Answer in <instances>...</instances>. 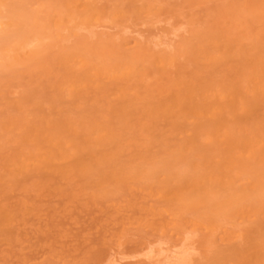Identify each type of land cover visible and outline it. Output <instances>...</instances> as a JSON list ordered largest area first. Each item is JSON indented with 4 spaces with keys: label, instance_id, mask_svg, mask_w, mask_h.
Segmentation results:
<instances>
[{
    "label": "bare ground",
    "instance_id": "1",
    "mask_svg": "<svg viewBox=\"0 0 264 264\" xmlns=\"http://www.w3.org/2000/svg\"><path fill=\"white\" fill-rule=\"evenodd\" d=\"M12 1H11V4L13 5L14 1L13 2ZM66 1L67 0H65V2ZM112 1L115 2L114 0ZM6 2L7 0H0V33L1 35H3L2 33L5 32L4 30L9 28L8 25L10 24L7 23L9 22V20H11V23L13 25L15 23L19 25V26H15L14 28L12 27L13 29H15L16 27H18L19 29V27H21V29L23 30L24 28L26 29L28 27V24L29 26H32L33 24H35L36 21L37 22L39 21L38 19L34 21L36 16H33V15H28V16H30V18L31 16H33L35 17L34 19L33 17L31 19L30 18L28 19H30V21L33 19L34 22H28L29 20L27 21V18H25L26 16L22 17V18H25V20L22 19L21 17H19V19L15 17L16 19L13 22L12 20L14 18L11 17V15L10 16L7 15L9 18H13V19L8 20L7 16L4 15L3 12L10 13L9 10L11 8L10 9L8 8V10L6 9V7L8 6ZM19 2H21V0H19ZM65 2H64V5H65ZM53 3H55V1H53ZM56 3L58 2L56 1ZM66 3H67L66 4V10H67L66 15L67 16L64 15L62 16V18L60 16L61 19L57 20V22L54 21L56 19L52 20L51 18H49L50 17L49 13L46 14V16H44L45 12L43 11L46 10L45 7L47 5H45V7L43 8L42 7L43 3H42L41 7L43 9H41V7L38 6L41 9V10H38L39 13L43 12L44 15H42L43 13H41V15L44 16L45 18L47 17L48 22H50L48 24H45L46 26L53 28V26L54 25L56 26V23H57V27L54 26V28H57V29L56 30L54 28L51 29L53 32L52 35H51V32L49 35L48 34L47 36L45 35L44 31L46 29L47 30L50 29L46 27L45 25L42 26L43 31L38 32V33L36 32L35 33L36 35L32 33L30 29V33H32V36L30 37H27L30 35L29 32L27 33V36L26 35L24 36L21 33L16 34V32L14 31L15 36L20 34L24 36V39H20V36H17L19 37V39L17 38L18 41H15V40L14 42L11 41L13 45H11L10 48H8L9 47L8 45V47H6L7 50L4 48L3 49L4 51L3 50L0 51V56L2 58L5 55L8 56L7 58L5 56V59L8 62L10 60L18 61L19 57H20V60L23 57L28 59L27 57L28 55H26V53L30 50L29 51L31 52L30 59L32 57L35 58L36 55L37 57L38 56L42 57L45 55L44 59H47V60H45L44 62L42 58V60L40 59L41 60L40 63L42 64V61H43L44 62L43 64H46L47 63L46 61L48 62L52 61L51 59L46 58V56L49 55V54L48 55L46 54L51 53V51L54 50L53 47L57 45L58 49L56 50H58V52L56 54V57L58 56L57 57L58 61L54 59L53 57H51L53 58L52 63L57 61L55 62L56 64L58 63L57 68L59 67L62 70L63 69L62 67H64L63 70L66 71V74L65 72H63V74L65 75H62V76H60V74L63 70L59 73V77H61V80H59L58 78V84L62 83L61 85L65 86V84L67 85L69 82L73 84H78L79 82H81V80L85 81L86 83L84 84L85 87H82V89L77 88L78 90H76V86H74L75 87L74 88L72 87L73 85L69 83L70 86L74 88L73 90H70V91L77 93L78 96L80 94L81 98L80 99L78 98V99L83 100L86 96V94H84L85 91H87L88 93L87 95H89V91L86 89L87 87L88 89L90 87V89L92 88V90H94L93 87L97 89L96 86L98 84L100 85L101 83L98 80L100 78L96 77L98 78L96 79L94 75L100 76L101 74L102 75L104 74L103 79L105 83L103 82L102 88L101 86H99L98 87L99 89H97L100 93L102 94L104 93V94L100 96L101 94L98 93L97 90L96 92L95 90L94 91L90 90L93 92V94L91 92V95L88 97L94 98V99L96 98L95 99L96 101L94 99L93 100L91 99V101H89L90 98L87 101L84 99V102L89 101V104H88L89 109L84 108L83 110L82 108V110H80L81 109L80 107L83 106L82 103L84 102L80 103L82 100L81 101H79L78 99L76 100L73 94L69 95L68 91L69 89H72V88H69V85H67L66 87L62 86V88L64 87L63 89H66V90H61L62 88H60L61 87L60 85L59 87L60 91L58 90V94H60L59 92H62V93L59 96L58 95L52 96L51 94H49V96L51 95L52 97H56L59 99L58 100L59 105L55 103L57 101L56 99L52 98L53 99L52 100L51 98L48 97V95H46L48 97V98L46 97V100L48 101L51 100V103L52 101H54L53 103L55 105L57 104V107L53 110L52 108L54 107L51 108L50 105L49 107L47 102L46 103L42 102L46 108L41 103V101L45 99L44 95L42 97V94H44L49 88H44L42 90L44 92L40 91V93L42 94H40L39 91L36 90L37 88H35V90L38 92L39 95L36 93V91L28 90L29 93L28 91L26 93H23V91L25 92V89L24 90L22 89L21 92L19 89V94L16 92L17 97L19 95V98H13L12 99L13 102L12 100L11 101L9 100V101L10 103H13L14 106L13 104L12 106L16 107L15 109H17V110L13 109V111L15 113L19 111L20 114H16L17 115L16 117V115L12 113L13 112L12 111L11 113L13 115L9 114L10 113L9 112L7 114L8 116H6L8 117L7 119L6 117L3 120L0 119L1 121L0 122V198H4L5 196H7L9 188H11L14 185V183L21 181L27 175L38 177L39 181L35 182L34 185H38L41 182L43 183L42 185H46L45 187L49 188V184L51 186L52 182H55L56 179H58L57 181L63 184L68 180L65 184L67 183L68 184L79 183L80 185L82 184V188L83 189L85 188L84 190L86 192L87 189L89 190L88 187H90L91 189L93 188L92 186H94L96 189L100 187L101 185L103 186L108 180L107 179L108 177L113 181V183L114 182L115 183L116 182L125 183V182H128V180L130 179L136 178L135 179L136 181L137 179H139L140 184H143V181H145L144 179H148L149 177L152 178L153 177L152 174L156 173L157 170L161 169L162 166H164L163 167L164 169L169 164L168 162L167 164H165L164 162L160 166L158 164V168L159 167L160 168L156 169L157 166L156 167L154 166L153 170L155 169L156 171L154 170L153 172L152 170L153 173L150 172L149 174L148 173V170H150L148 168L149 165H146L149 162L145 161V164L141 163L142 164L141 165L139 164L140 161L137 163L133 161L134 159L133 160L131 159L132 157L129 158L128 156V158L131 159L132 162L136 163V165L135 163H133L134 164L133 166L132 162L130 161L131 162L130 169H131V166L134 167L132 171L134 172L133 174L128 175L127 173V176L124 175L123 173L127 172V170H125L122 173L123 169L121 171V168L123 167L121 166L120 168V164L117 167L118 172H117V169H115V171H112V168L115 167L116 165L113 167L111 166V168L109 167V169H111L110 173L108 171H104L105 167L113 164V162L116 159L120 160L121 158L119 157L124 156L125 153L131 155L139 151L144 155L146 153L151 154L152 152H157V153L166 152V154L168 153L170 155L177 156L176 158L178 159V161L181 160L183 161V163H184V160H186L185 158L190 157L191 160L188 158L189 163H190V162H193L194 160L197 161L196 158L198 159V157L199 158L201 157L199 160H201L202 163L201 161L199 163H201L200 166L203 172L198 171L200 167L198 169L195 168V170L197 169L196 172L198 171L199 174L197 173L198 175H196L195 173L194 174L192 173V176L194 175V177L190 178L191 169H189V165L190 164L194 165V163L196 162L190 163V164L188 163L187 165H188V170H190L189 171L190 173L188 171L187 172L190 176L185 174L184 176L186 178L185 180L181 177L183 176L184 173L177 172L179 171L178 169L181 168L179 164L175 165L176 162H173L172 159L170 160L168 157H166L170 160V162L172 161L174 163L172 164V168L174 165H175V168L176 166H179L177 171H175L171 175V179H170L171 184H172V181H175L173 184H175V187L177 188L176 190H174L175 187L169 183L170 186H173L172 187L173 191H170V190H167L169 187L163 184V186L166 188V189L165 188L163 189H165L166 191H164L163 193H162L163 190L160 191L161 196H159L161 198L163 197V200L167 199L172 202L174 201L172 205L174 204L175 205L172 206V208L171 206H169L168 207L169 210H167L168 214L170 215L172 219L171 220L172 222L170 223L174 225V228L178 227L179 229L180 228L183 229L185 227L187 228L192 227V228L201 230L202 241H203L202 243L203 250H202V247H201V250H202V254L203 252L204 254L203 256L201 255L202 257L200 258L198 257V259H195L194 262L192 261L193 263H190V264H264V41L263 39H261L262 38L261 30H258V28L256 27L254 23L245 22V23L237 24V21L240 18L250 16V9L252 6L251 7L246 6L245 7L246 9L243 10V12L238 13L239 12L238 11L236 15L231 14V16L229 17L230 21H224L223 23H221L219 26H216V27L212 26V28L206 29L207 31L205 33H198V35L197 33L196 35L194 33V36H192L194 38L192 39V41L190 40L191 41L190 44L186 45V50H185L187 59L189 61L187 60L188 63L184 61L185 63L189 65H190V61L193 64L192 66L187 68L184 65L185 63L182 62L183 67L179 68L178 71L175 69V71L177 72V75L174 76L172 74H169L170 71L168 72V69L171 68L175 62L180 61L179 59L178 61H176L177 59H175L177 56L175 54H178L179 49L177 50L178 51L177 53H173V55L175 56L174 58L170 54V52L169 54H167L168 52H161L160 50L159 51L157 50L158 52L157 51L152 52V49L150 48L151 46L149 45L150 47H148L146 46L147 45L146 44L145 46H141L142 48L138 47L140 50L136 49L137 52L139 51V54H135L136 59L132 58L133 60L131 59L130 60L131 62H129V59H127V57L123 56L122 58V56H119L118 54L115 56L114 51L112 52L110 51V49L108 51L107 47H105L107 51L103 50L104 47L103 49L102 47L101 48L97 47L98 49L95 48L97 50L96 51L94 48L93 50L92 48L89 49L90 47H87V45H85L86 43H83L84 45L82 46V49L88 48L89 50H87V52L85 51V49L83 50L81 49V45L79 46V50H81V52H78V49H77L78 45L77 47H74L75 45H73V48L77 49V52L75 51V49L74 50L71 49L72 47L68 46L69 44L66 46L64 44H62V46L60 45L61 47L64 46L65 50L70 48L71 50L69 49V51L68 50L64 51V49H62L60 46L58 47L61 41L59 37H62L61 38L62 41L64 38H65L64 40L69 38L68 41L70 42H71L70 40L71 38L75 40L76 37H79L78 40L81 39V35L78 36L79 33L77 34L76 29L74 28L75 26L79 27L78 25H76L78 18H80L81 20L83 19L82 21L86 23L90 19H91L90 21H93L92 19H95L94 21L97 22L99 18V21H100L101 18L103 17V15H101L102 17L100 18V11H99V8L96 7V3L94 0H69ZM150 4L151 2H149V4L147 5L150 6ZM22 5L21 3L17 4V6H21V8L19 7L21 10H24V8L22 9ZM114 6L112 5L111 8H114ZM152 6H151V9H153ZM3 7H5L6 10ZM14 7L18 9L16 5ZM60 8H61V4H60ZM80 8L82 9V11ZM35 10L37 11V6ZM107 11L109 12V10ZM121 11H124V10H121ZM28 12L29 11H26L25 13H28ZM30 12L32 14L35 13L34 15H36V12H32V11ZM55 12H57V10ZM80 12H82L83 14H81ZM110 13L111 12H109V14ZM113 13L114 12H112L111 14ZM63 14H64V11H63ZM98 14H99V17H97V20H96L95 16H97ZM106 14H105V18H106ZM122 15L124 17L125 12H123ZM39 18H41L40 15H39ZM57 18H59V16ZM42 20H44V18ZM42 20L40 19V21ZM31 23L33 24L31 25ZM106 23L108 24V21L106 22L105 20V24ZM12 24L10 25V27L13 26ZM64 24L68 26H65ZM79 25H80V21H79ZM69 26L71 28H69ZM66 27L72 32L69 31L68 29H65V30L63 29ZM28 28L25 31H28ZM35 29L36 31L39 30L37 28ZM72 29L74 30V32ZM61 30H63L64 32L61 33ZM67 30L69 34L67 33L68 36L67 35L65 36ZM195 30L196 29L192 31H195ZM25 31H23L22 33L24 34ZM54 31L56 33L60 31L59 34L60 35L62 34L64 37L62 35L60 36L59 34H57L59 35L58 37L57 35H55L56 33ZM195 32H198V30H196ZM75 33L77 35H74ZM8 34L10 35H8L7 37L12 38V36H14L12 35L13 32L11 33V31L8 32ZM70 34L71 35L73 34L72 37ZM41 35H45V36L41 38L42 37ZM4 36H6V34H4ZM49 36L50 37L52 36L51 37L52 39ZM53 36L56 37V39ZM46 37H49L51 42L54 40L55 41L57 40L58 42H54L55 44L54 43L50 44L49 38L46 39ZM89 40L87 39V42H89ZM8 41H10V39ZM81 41L83 42V39ZM47 43L50 45H48ZM75 43H78V42H75ZM89 43H88V46L92 45V44L89 45ZM2 44L3 43H1L2 48L5 47V45L3 44L4 45L3 46ZM46 44L48 45V48L51 50L50 52H47L49 51V49L45 47L47 46ZM182 44L184 43L182 42ZM100 45L101 44L99 41V46ZM42 46L45 47L42 50V52L46 50V54H43V55H42V52L40 51ZM143 47H146V48L143 49ZM177 47L179 48V46ZM182 47H184V45L180 47L182 53H184L182 50ZM114 48H111V49H114ZM23 49L25 50L27 49V52L25 53V50L23 51ZM60 50L61 52L62 51L63 52L61 53ZM9 51L11 52V54ZM17 51H19V54H17L18 53ZM39 52L41 53L39 54ZM83 52L84 53L86 52V53L84 54ZM107 52H108V55H106ZM78 53L79 55H77ZM80 53L83 54L82 55L83 57L84 55L87 54L88 59L90 61L92 60L91 58H95V61L93 60H92L93 62L87 61V58L86 60H84L83 57L81 58ZM94 53H96L97 55ZM134 53L136 52L134 51ZM20 54L22 56L18 57V55ZM65 54H67V58L64 57L66 56ZM13 55H14V58H13ZM95 55L96 57L97 56L99 57L96 58ZM101 55L103 56V58L105 57V60H102L103 58H101L102 57ZM77 56H79L78 58H80L81 60L83 59V60L82 61L80 60L81 62L75 60ZM185 56L183 55V57L186 59ZM10 57H12L13 59L12 58L10 59ZM63 57L66 60H64ZM124 57L128 61L124 59ZM35 59L37 60V58ZM35 59L31 63L35 62ZM97 59L98 60L100 59V62ZM125 60L126 62H124ZM11 61H10V64H11ZM61 61H64L65 65H71V66L74 65V66L73 67L68 66L70 68L69 69L64 64H61ZM114 62L118 64L114 66L115 65ZM31 63H28V64L32 66L33 64ZM55 63H54V67L56 68ZM76 64L81 65L82 68L79 69ZM148 64L151 65L152 69L154 67L158 71H160V72H155L156 74L162 73L163 75L160 74V78L156 79V76H153L154 73H152V71L151 73L153 75L150 74L149 72L150 68H148ZM20 65L18 64L19 67ZM75 65L79 69V71L81 70L80 72L78 71V69L75 70L76 69ZM4 67L6 69V66ZM66 67L68 68V70L66 69ZM15 68L12 70H16ZM42 68H39L41 73H42L41 71ZM46 69L44 68L45 72H46ZM48 69H49V66H48ZM53 69L50 71L52 72ZM60 69H56V70L58 71ZM88 69H91V70H88ZM163 69L165 70L167 69V71ZM86 70L88 72H85ZM161 70L164 71L166 74L163 73ZM19 71L22 72L21 70ZM72 71H74L75 74H72ZM90 71L92 73H90ZM55 72L54 74L52 73L53 76L55 75ZM83 72L88 73V75L85 74V76H88L84 78L85 80L83 79L84 77ZM22 73H24V71ZM34 73H32L31 75H33ZM52 74L50 73L49 75H52ZM136 74L141 75L139 76L138 79L136 78L138 81L134 80V77L132 78V75H136ZM145 74L146 76H144ZM22 75L24 74H21V77ZM27 75L28 74L24 76L26 77ZM151 75L154 77L153 81L145 80L146 78L144 79V77H147V76L151 77ZM5 76H8V74ZM16 76L14 77L15 81L17 80ZM42 76L46 77V74ZM68 76L71 77V79ZM142 76H143V79H140V77L142 78ZM25 77H23L24 79L22 80L28 79V78L25 79ZM33 77L34 75L31 76L32 80H33ZM44 77L43 79L42 78L41 79L43 80L42 82L45 85L46 83L44 82V80L50 81L51 78L47 80L48 78H44ZM65 77H66V80H65ZM122 78H123V81L129 80L128 83L131 81V83H129L130 85L127 86L128 84L127 81H126L127 84H122L123 83ZM3 79H5V77ZM72 79L73 81L77 80L76 81L77 83L75 81H74L75 83L70 81ZM8 80L11 81V79H8ZM22 80L21 82H23V85H25L26 83H24V81ZM36 80L38 81V79ZM55 80H57V78H54V81ZM117 80H118V83L119 81H121L122 83L121 82L120 83L123 86L122 87L118 86V88H116L115 89L116 91L114 90L115 91L114 92L113 86L116 87L115 85L118 84ZM1 81H4V80H1ZM15 81L13 83H15ZM21 82L19 81V83ZM87 82H91L93 86L91 84L87 85ZM106 82L108 83V86ZM34 83H35V79H34ZM49 83L51 84V82ZM95 83H98V84L95 85ZM54 84L55 82L53 83V85ZM58 84L56 86H58ZM3 85H5V83H2V86ZM29 85L32 86L31 83ZM29 85H27L26 88L29 89L30 88ZM39 85H41V83ZM15 86L16 87L14 89L16 90L17 88L18 90L17 84ZM20 86H22V83ZM79 86H80V83H79ZM107 87H110V91L109 89H107ZM0 88L2 87L0 86ZM3 88L6 89V86L5 87L3 86ZM3 88L0 91L1 92L3 91V94H7V91L4 90ZM100 88L103 90L102 92ZM45 89L47 90L45 91ZM4 91L6 92L4 93ZM56 91H57V88H56ZM107 91L109 92L113 91V92H111V94H108ZM49 92L51 93V91ZM27 93H28V96H30L31 98L25 95ZM34 93L36 96L37 95L38 96L35 97ZM52 93H53V90H52ZM81 93H83L84 95ZM97 93L100 95L98 96ZM11 95H13V93ZM24 95L26 98L28 97L27 99L26 98L24 99V101L25 100L27 101L25 102L23 101V103L20 102L22 105H19L20 103L16 102L18 103L19 107L18 105L15 106L14 100L15 99L23 100L22 98L24 97ZM32 95H34L35 98L32 97ZM107 95H109L110 98L113 100L111 99L109 100V96L107 97ZM104 96H106L107 97L106 99H108L107 101H105L106 99L104 101L106 103V107L109 106L108 107L109 109L106 108L108 110L105 109L104 112L101 111V114L100 112H97V114L99 113L100 115H103L102 113H104L103 116H100L99 114L98 116L95 113L96 111H99L98 108H100L102 105H100L99 107L96 104H98V102L101 101V99ZM97 97H99L98 101H97ZM3 99L5 100L6 97L5 98L3 97L1 100ZM36 99H37V102L41 99V101L38 102L39 105L36 106V108L41 106L38 109H36L35 106L34 107L31 106L33 101H34L33 102L34 105L37 104V102H35ZM63 99H66V100H63ZM68 99H72L73 101L72 100L69 101ZM64 101H66L65 102L66 105L64 104ZM68 101L72 103L76 101L77 102L76 104H72V103L70 104L68 103ZM110 101H114V103H110ZM86 102L84 103L85 105L84 107H88V105L86 106ZM94 102L95 103L97 102V103L94 104ZM3 103L4 102L1 103L2 105L0 104L1 107H3L4 105ZM26 103H28L27 104L28 106L27 105L25 106ZM77 103L81 105H78ZM7 104H9V102H7ZM7 104L5 106H10V104L9 105ZM23 104H24L25 110H27L26 112H24L25 111L24 108L21 110V107L23 106ZM62 104L64 107L62 106ZM71 105H73V107ZM75 105H77L78 107H76ZM91 106L93 107L91 108ZM94 106H97L98 108H95ZM26 107H30L32 110L34 109L33 114L34 113H37V114L32 116V110ZM74 107L76 108L74 109ZM42 108L46 109L45 113L43 112L44 110H42ZM64 108H66V111ZM70 108L73 109L74 111L71 110ZM77 108H80V109H77ZM28 109L31 110V115ZM51 109L53 110L52 113L49 112L51 111ZM68 110H69V113H68ZM105 111H107L106 114H105ZM54 112L57 113V116ZM59 112L60 113L62 112L63 114L65 113V117L62 113L61 114L63 116H61ZM2 113L0 114V116L1 115L3 116L5 114V112L4 114ZM22 113H25L24 115L25 116L28 115V117H25ZM38 113H41L40 115L42 116L39 117ZM9 115L10 116L12 115V117L15 115L14 119L12 118L10 119ZM18 115H21L20 116L21 119L18 118ZM43 116L44 117L47 116V117L44 118ZM58 116H61V117H58ZM139 152L137 154L141 155V153ZM157 153H153V154H157ZM125 157L126 156H124V158ZM191 157L192 158L196 157V158L192 160ZM168 159L166 161H168ZM119 160H116V164H118L117 161ZM163 161H165V158L163 159ZM183 163H181V166ZM145 165L147 166L148 169L146 168ZM142 166H145L144 169H141L144 171H141V170L137 171L138 169L136 168L137 167L139 168ZM107 169L108 167L106 168V170ZM145 170H146V173H144ZM102 172H105V174ZM157 173H159V171ZM163 173H164V170H163ZM50 178H54L55 180L52 179V182H51ZM141 179H143L142 182H141ZM62 180H64L65 182L64 181L62 182ZM160 180L161 181L164 180L166 183H168L167 180L169 179H166V177H163V179L161 178ZM137 182H138V185H140L139 181ZM150 182L151 180H149V183ZM162 182H159L158 185L156 183L154 185L152 183H150V185L148 184L147 185L151 187V184H152V187L153 186L155 187V185L159 187V184L160 186H162L161 185ZM133 186L135 187L136 185H133ZM143 187L144 186H142L141 189H143ZM144 189H151V188L146 187ZM84 190L82 191L84 192ZM96 190H93L94 191L93 194L91 193V195L90 194L89 195L90 196L93 195L92 197L97 198L99 197L98 194L101 191H103V194L105 195L108 193L113 195V191L112 193L109 192L112 189L109 190L108 187H103V190L101 189L100 191L98 190V193L96 192ZM110 194L108 197H110ZM19 201L17 203H19ZM20 202H22V204L19 203L17 205L19 206V208L17 207V209L13 208V207H16V203H13V202L12 203L8 202V205L5 203L0 204V231L11 227L14 220L16 219L15 216L17 214V211L20 210L22 206L24 209L25 203L23 204V200ZM12 204L14 205L12 206ZM26 208L28 209L27 206ZM13 210H16V212ZM182 261L183 260H179L177 262L175 261L174 263L184 264L183 262L185 263L187 262L185 260L183 262ZM145 262L143 261L142 264H144ZM154 263L155 262H153V264Z\"/></svg>",
    "mask_w": 264,
    "mask_h": 264
},
{
    "label": "rangeland",
    "instance_id": "2",
    "mask_svg": "<svg viewBox=\"0 0 264 264\" xmlns=\"http://www.w3.org/2000/svg\"><path fill=\"white\" fill-rule=\"evenodd\" d=\"M11 1L12 0H10V2H9V0H7V2H6L8 4V6H9V7L7 6L6 9L8 10V8L9 9L11 8L9 10V12L11 14L7 13V12H6L7 13L6 14L5 12H3L4 15H6V16L7 15H9V16L11 15V17L14 18V19L13 18H9L7 16L8 20L9 19H13L12 21L14 22L16 18L19 19V17L22 18V17L26 16L25 18H27V21L29 20L28 22H34V21H36V19H38L39 21L38 22L36 21L35 24L31 23V25L33 24L32 26H29V24H28V27H29V28L27 27L28 31H25L27 28L25 29L24 27H23L24 30L21 29V27H19L20 30L18 29V27L13 29L15 26H19V25H17L16 23L13 25L11 23V20H9V22H7V23L10 24V25L12 24L13 26L10 27V25H8L9 28L4 30L5 32L3 31L4 32V33H2L3 35H1V33H0V41H1V43H3L5 45V47L2 48L1 43H0V51H2L4 48L6 49V47H8V45H9L8 48H10V46L13 45L11 43V41L12 42H14V40L18 41L17 38L19 39V37H17V36H20V39H24V36L25 35L27 36L28 32H29L30 35L27 36V37L32 36V33L35 34L36 32L37 33L38 32H42L43 31L42 26L45 25V24L50 23V22H48L47 17L46 18L44 17V16H46V14L49 13L50 14L49 18H51L52 20L56 19V20H54L56 22H57V20H60L62 18V16H64V15L67 16L66 15L67 14L66 13L67 12V10H66V4L67 3L66 2H68L69 0H67L66 2H65V0H63V1L62 0H48V1L47 0H43V1L42 0H28V1L27 0H21V2H19V0H13L14 1L13 5L11 4ZM53 1H55V3H53ZM56 1L58 3H56ZM94 1L96 3V7L99 8L100 18L102 17L101 15H103L101 20L99 21V18L97 20V17H99V14L97 16H95L97 22L94 21L95 19H92L93 21H90L91 20L90 19L88 22L84 23L82 21L83 19L81 20L80 18H78V21H77L78 24L76 23V25H78L79 27L75 26L74 28L76 29V33L77 34L79 33L78 36L81 35V39L80 40H78L79 37L75 36L77 39L75 37H74L75 40L71 38L70 39L71 42L68 41L69 38L66 39V40H64L65 39L64 38L63 41H62V39H61L62 37H59V35H60L59 32L60 31H58V33H56L54 31L56 33L55 35L59 34L57 36L61 40L60 44L58 45V47L60 45L62 46V44H64L65 46L69 44L68 46L72 47L71 49L74 50L75 48H73V45H75L74 47H77V45H78V48H77L78 52H81V50H79V46L81 45V49H82V46L84 45L83 43H86L85 45H87V47H90L89 49L92 48V50H93V48L95 49L97 47L98 48L102 47V49L104 47L103 50H106L105 47H107L108 51H109V49L112 52L114 51V55L115 56L118 54L119 56H122V58H123V56L127 57V59H129V62H131L130 60L132 58L136 59V55L135 54H139V51L137 52L136 49H139L138 47L142 48L141 46H145L146 44H147L146 46H148V47L151 46L150 48L152 49V52H154V51L156 52L157 50L158 51L160 50L161 52H168L167 54H169V52H170V54L174 58H175V56L173 55V53H177L179 51L180 53L178 52V54H175V55H177L176 58H175V59H177L176 61H178V59L180 60V61H178L179 63L175 62L173 64L174 67L170 66L171 68L168 69V72L170 71L169 74H172V75L175 76V75H177V72L175 71V69L178 71L179 68L183 67L182 66L183 65L182 62L186 61L188 63V61H189L187 59V55H186V51L185 50H186V45L190 44V42L194 38V37H192V36H194V33H195V35H196V33H197V35H198V33H205L207 31L206 29L212 28V26L216 27V26H219L224 21H230L229 17L231 16V14L232 15H236V13L238 11H239L238 13L243 12V10L246 9L245 8L246 6H249V7L252 6L251 9H250V16L240 18L237 21V24H241V23H245V22L254 23L256 25V27L258 28V30H261V32H262L261 33V35H262L261 39H263V41H264V18H263V16H264V0H146V1H144V0H120V1L114 0L116 3L113 2L112 0H111V2H110V0H98V1L94 0ZM147 1H148V3H147ZM18 2L21 3V5L24 4L27 7L26 8L24 5H22V9L23 8H24V10L26 9L25 12L26 11H29V12L25 13L24 10H21L20 9L21 6H17V4H19ZM64 2H65V5H64ZM149 2H151L150 6L147 5V4H149ZM42 3H43V5H42ZM59 3L61 4V8H60V4ZM117 3H118V5H117ZM15 5H16V7H18V9H16L14 7ZM35 5L37 6V11L35 10L36 9ZM41 5H42L43 8L45 7V5H47L45 7L46 10L43 11V12H45V15H44L43 12L40 11L41 13H43L42 15H44V16H42L41 13H39V11H38V10L43 9L41 7ZM112 5L113 6L115 5L114 8H111ZM38 6H40L41 9ZM100 6H102V7H100ZM151 6L153 7V9H151ZM149 7H150V9H149ZM3 8L5 9V7H3ZM14 8H15L16 11L14 10ZM109 8H111V9H109ZM28 9H30V10H28ZM104 9H106V10H104ZM114 9H115V11L117 13L114 11ZM56 10H57V12H55ZM107 10H109V12H111V13L114 12L115 14L114 13L113 14H111V13L109 14V12ZM121 10H124V11H121ZM30 11L36 12V15H34L35 13L32 14ZM58 11H60V12H58ZM63 11H64V14H63ZM81 11H82V9H81ZM101 11H102V13H101ZM106 12H107V14H106ZM123 12H125V16L124 17L122 15ZM80 13L83 14L82 12H80ZM37 14H38V16H37ZM55 14H57V15H55ZM105 14H106V18H105ZM28 15L36 16V18L31 16V18L33 17V19L35 18V20L33 21V19H32L30 21L31 18ZM39 15H40L41 18H39ZM52 15H53V17H52ZM54 15H55V17H54ZM108 15H109V17H108ZM56 16L57 17L59 16V18H57ZM60 16H61V18H60ZM80 17H82V16H80ZM25 18H22V19L25 20ZM28 18H30V19H28ZM43 18H44V20H42ZM40 19L43 22L40 21ZM104 19L106 20V22L108 21V24L107 23L105 24V20ZM109 20H111V21H109ZM79 21H80V25H79ZM26 26H27V24H26ZM54 26H53V28H54ZM65 26H68V25H65ZM46 27H48V26H46ZM55 27H57V23H56ZM10 28H12V29H10ZM35 28H37L39 30L36 31ZM48 28H50V27H48ZM53 28H50L48 30L46 29L44 31L45 35L46 36H47V34L49 35L50 32H51V35H52L53 32H52L51 29H53ZM69 28H71V27L69 26ZM30 29H31L32 33H30ZM54 29L56 30L57 28H54ZM63 29L65 30V29H68V28L66 27V28H63ZM194 29L198 30V32H195L196 30L192 31ZM68 30H67L65 36L66 35L68 36V34H69ZM77 30H78V32H77ZM10 31H11V33L13 32L12 35H14V36H12V38L7 37L8 35H10V34H8V32H10ZM14 31L16 32V34L17 33H21L24 36H22L20 34L15 36V32ZM23 31H25L24 34L22 33ZM69 31H71V30H69ZM62 32H64V31L61 30V33ZM73 32H74V30H73ZM76 33L74 35H77ZM4 34H6V36H4ZM45 35H41L42 36L41 38H43ZM72 35H71V37H72ZM6 37L9 38L10 41H8L9 39H7ZM21 37H23V38H21ZM49 37H46V39L49 38ZM50 38H49V43L50 44L54 43V42H58L57 40L56 41L54 40V41L51 42ZM54 38L56 39V37H54ZM82 39H83V42L81 41ZM84 39H86V40H84ZM87 39L88 40L90 39L89 42H91V43L87 42ZM6 40H7V42H6ZM95 41H97V42H95ZM99 41H100V44H101L100 46H99ZM75 42H78V43H75ZM182 42L184 44H182ZM88 43H89V45L90 44H92V45L88 46ZM15 44H16V42H15ZM50 44H48V45H50ZM48 45L47 46L44 45V46L46 48H48ZM182 45H184V47H182V50H183L184 53H182V51L180 49V47ZM44 46H42L43 48L41 47V50L39 49L41 52L45 48ZM108 46H110V47H108ZM177 46H179V48ZM53 48H54L53 51H51L48 48L49 51H47V52L51 51V53H47L46 54V50L42 52V55L43 54H46V55L49 54L48 56H46V58L52 60V61H49V62L46 61L47 62L46 64H43L45 62V60H47V59H44L45 55L42 56V57L38 56L40 58H38L37 55H36L35 58H37V60L34 57H32V58L35 59V62L31 63L34 59H32V58L30 59V53L31 52H29L30 50L27 52V49L26 50L23 49V51L25 50V53L27 52L26 55H28L27 57L30 60H28V59H26L24 57L20 60L19 56H22L20 54V55H18L20 61L19 60L17 61L15 59L16 61L12 60L13 61L12 62L10 60L11 61V64H10V61L8 62L5 59L6 55L3 56V58L0 56V59H2V60L5 59L3 61L0 60V63H1L0 64V78H1L0 81L1 80L5 81V82L4 81H1V82L5 83V85H3V86L4 87L6 86V89L3 88L1 82H0L1 83L0 86L4 90L7 91V94H3V91L2 92L0 91V97H2V98L6 97V99L8 101L6 99L5 100L7 102H9V104L11 106V108H10V106H5L7 104V102L4 99L1 100L2 98H0V101L4 102L3 103L4 104L3 107H1V105H2L1 103L2 102H0V104H1L0 105V110L2 108V110L0 111V114L2 112H3L2 114H4V112H5V114L3 116L1 115L4 118H2L0 116V119H2V120L5 119V117L8 116L7 114L9 112H10L9 114H12V113H14L15 115L16 114H20L19 111H18L19 113L18 112L15 113L13 111V109L14 110H17V109H15L16 107H13L14 106L13 103H10V101L13 98H19V95L17 97V93L19 94V89H20V92L22 91V89L23 90L25 89V92L23 91V93H26L28 90L29 91H36L37 90L40 93V91H42L44 88H49L48 90L45 89V91L47 90L46 91L47 94H46V92L44 94L40 93V94H42V97L44 95V97H45L44 100L45 101L44 100L41 101V99H40L38 102H40V101H41V103L42 102H45V103L47 102L48 106L50 105L51 108L54 107V108H52L53 110L57 107V104L59 105V101H58L59 99L56 98V97H52V96H57V95L59 96L62 93V92H59L60 94H58V90L60 91L59 87L62 84V83L58 84V78H59V80H61V77H59V73L64 69V67H62L63 68L62 70L59 67L57 68V66H58L57 64L58 63L57 64L55 63V62L58 61V58H57L58 56L56 57V54L58 52V50H56V49H58L57 45H55ZM61 48L64 49V46L61 47ZM65 48H67V47H65ZM111 48H114L115 50L111 49ZM144 48H146V47H143V49ZM69 49L70 48H68L67 50L69 51ZM77 49H75L76 52H77ZM83 49H85L86 52H87V50H89L88 48L87 49L83 48ZM6 50H5V52H6ZM67 50L64 49V51H67ZM167 50H169V51H167ZM134 51L136 53H134ZM17 52H18L17 54H19V51H17ZM41 52H39V54ZM60 52H61V50H60ZM131 52L134 53V54H132ZM10 54H11V52H10ZM12 54H14V53H12ZM94 54H96V53H94ZM102 54H103V52H102ZM131 54L134 55V56H132ZM65 55L66 56H64V57L67 58V54H65ZM77 55H79V53ZM82 55L83 54L80 53L81 58L83 57ZM96 55H95V57H96ZM106 55H108V52H107ZM183 55L184 56L186 55L185 56L186 59L183 57ZM49 56H50V58H49ZM85 56H87V54L84 55V57H83L84 60H86V58H87V61H90L88 59V56L87 57H85ZM7 57L8 56H6V58ZM51 57H53L54 59L57 60V61L54 62L56 68L54 67V63H52L53 62V58H51ZM64 57H63V59H64ZM78 57L79 56H77L75 58V60L80 61L81 59L78 58ZM97 57H99V56H97ZM125 57H124V59H126ZM11 58L12 57H10V59ZM13 58H14V55H13ZM42 58H43L44 62L42 61V64H41L40 61L42 60ZM101 58H103V56ZM180 58L181 59L183 58L182 61H181ZM91 59L93 61H95V58H91ZM100 59L99 60L97 59V60L100 62ZM27 60H28V62H27ZM64 60H66V59H64ZM92 60L90 62H93ZM102 60H105V57ZM126 60L124 62H126ZM21 61H23V62H21ZM121 61H123V60H121ZM50 62H51V64H50ZM17 63L19 65L21 64L20 67L18 66ZM28 63H31L33 65L30 66V64H28ZM48 63H49V65H48ZM187 63L184 64L185 67H187V68L192 66V64H193L191 61H190V65L187 64ZM14 64H16V65H14ZM26 64H28V65H26ZM61 64L65 65V62L61 61ZM117 64L115 63L114 66H116ZM24 65H25V67H24ZM76 65L78 66L79 69L82 68L81 65H78V64H76ZM76 65H75V67H76ZM4 66H6L7 70L5 69ZM9 66H10V68H9ZM12 66H13V68H12ZM21 66H22L23 69L21 68ZM48 66H49V69H48ZM65 66L73 67L74 65L73 66L65 65ZM145 66H147V65H145ZM177 66H179V67H177ZM46 67H47V69H46ZM67 67H66V69L68 70L69 67L68 68ZM14 68L16 70H12ZM25 68H27V69H25ZM39 68H42L41 69L42 73L40 72ZM44 68L46 69V72H45ZM78 68L76 67V69L75 68L74 69L77 70ZM148 68H150V70L148 69L150 74L154 73V75L153 74L152 75L156 76V79L160 78V74H162V73H160V74L159 73H157V74L155 73V72H160V71H158L154 67L152 69L150 64H148ZM166 68H168V67H166ZM3 69H5V70H3ZM52 69H53L54 72L56 71L54 76H56V75H58V76H56V77L53 76L54 72L50 71ZM56 69H60V70L57 71ZM79 69H78V71H79ZM83 69H82V71H83ZM10 70H12V71H10ZM19 70H21L22 72L24 71V73L20 72ZM28 70H30L31 73ZM88 70H91V69H88ZM163 70H165V69H163ZM7 71H8V73H7ZM151 71H152V73H151ZM165 71H167V69ZM2 72H3V74H2ZM63 72H65V74H66V71L63 70L61 72L60 76L65 75V74H63ZM85 72H88V71L86 70ZM85 72H83L84 73L83 79L88 77V76H85V74L88 75V73H85ZM162 72L165 73L164 71H162ZM168 72H167V74H168ZM6 73L8 74V76H5V75H7ZM25 73L28 74L29 76L27 75L25 77L24 76V75H26ZM32 73H34L33 74L34 77L36 76L37 78L33 77V80H32V78H31V76H33V75H31ZM50 73L51 74L53 73V74L49 75ZM90 73H92V72L90 71ZM21 74H24V75H22V77H21ZM45 74H46V77L42 76V75H45ZM72 74H75V72L72 71ZM14 75L15 76L17 75L16 76L17 77L16 81L14 80V77H15ZM101 75L100 76L99 75H94L95 78L99 77L100 79H98V78H96V79H98L99 82L102 83V84L100 83V85L98 83H95V85L98 84L96 86L97 89H99L98 88L99 86H101V88H102V85H103V82H104V79H103L104 74L102 76ZM148 75H149V73H148ZM152 75H151L152 78L150 76H147V77H144V79L146 78L145 80L153 81L154 77ZM139 76H141V75H139V74L132 75V78L134 77V80H137L139 78ZM144 76H146V74ZM4 77H5V79H3ZM23 77H25V79L28 78L29 80L28 79L22 80V79H24ZM38 77H40V78H38ZM43 77L44 78H48L47 80H49L51 78V80L50 81L44 80V82L46 83L44 85L43 82H42L43 81L42 80ZM148 77H149V79H148ZM20 78L27 85H29L31 83L32 86H30V85L29 86H30V88L31 87L32 88L31 89L30 88L29 89L26 88L27 85L26 84L23 85V82H21ZM54 78H57V80L54 81ZM69 78L71 79V77H69ZM78 78H80V77H78ZM8 79H11L12 82L10 80H8ZM34 79H35V83L37 85L34 83ZM36 79H38V81ZM73 79L70 80V81H72V82H74V81L76 82L77 81V80L73 81ZM102 79H103V81H102ZM127 79H129V78H127ZM140 79H143V76H142V78L140 77ZM18 80L22 83V86H20L21 83H19ZM65 80H66V77H65ZM118 80H117V83H118ZM14 81H15V83H13ZM27 81H28V83H27ZM88 81H90V80H88ZM106 81H108V80H106ZM124 81H123V78H122V82L123 83L121 81H119V83L117 85L114 84L116 87L113 86V91L116 88H118V86L122 87L123 85H121V83L122 84H127L129 80H126L127 83H126V81L124 83ZM49 82H51V84ZM54 82H55V84H54L55 86L53 85ZM40 83H41V85H39ZM69 83L71 85H73L72 87L76 86V90H78L79 88L82 89V87H85L84 84H86L85 81H83V80H81V82H79L80 86H79V83L78 84H73L71 82H69ZM69 83L67 85H69V88H72ZM115 83H116V81H115ZM129 83H131V81ZM129 83L127 84V86L130 85ZM16 84H17L18 90H17V88H16V90L14 89L16 87L15 86ZM57 84H58V86H56ZM88 84L89 85L91 84L93 86V84L91 82H87V85ZM67 85L66 84H65V86L61 85L60 88H62V86L66 87ZM45 86H47V87H45ZM50 86L52 87V89H51ZM107 86H108V83H107ZM2 88H0V90H2ZM35 88H37V89L35 90ZM56 88H57V91H56ZM63 88L61 90H66V89H63ZM74 88L69 89V91H68L69 95L73 94L74 98L76 100L78 98L80 99L81 98L80 94L78 96L77 93H74L73 91H70V90H73ZM101 88H100V90L102 92L103 90ZM86 89L89 91V95H87L88 94L87 91H85L86 92L85 93L84 90H83V92L87 96V97L85 96V98H84L87 101L90 98L88 96L91 95V92L94 91V90L96 92L97 89L94 88V87H93L94 90H92V88L90 89V87H89V89H88V87ZM107 89H109V91H110V87H107ZM52 90H53V93H52ZM76 90H74V91H76ZM90 90H92V91H90ZM6 91H4V93ZM29 91H28V93H29ZM37 91H36V93L38 94ZM49 91H51V93ZM109 91H107L108 94H111V92H113V91H111V92H109ZM42 92H44V91H42ZM10 93L11 94L13 93V95L15 97L13 95H11ZM28 93L25 94V95L28 96ZM31 93H33V92H31ZM98 93H100V92L98 91ZM49 94H51L52 96L50 95L51 96L50 97ZM81 94H83V93H81ZM92 94H93V92H92ZM100 94H98V96L99 95L102 96L104 93L103 94L100 93ZM9 95H10V97H9ZM25 95L22 98L23 100H21V99H19L20 101L16 100V99L14 100L15 106L18 105V103H16V102L23 103L24 99L26 98ZM29 95H31V94H29ZM34 95H35V93H34ZM34 95H32V97H34ZM46 95H48V97L51 98V99L52 98L56 99L57 101L55 100L56 101L55 103H57V104L55 105L53 103L54 101H52V103L55 105L54 106L51 103L50 99H49L50 101L46 100V97H47ZM37 96L35 95V97H37ZM108 96L109 95H107V97ZM28 97H30V96H28ZM104 97H103L104 99L102 98L101 101L98 102V104H96L97 102L96 103L94 102V104H96L99 107H100V105L103 106V107L101 106L100 108H98L97 106H94L95 108L99 109V111H96V113L94 112L96 115L99 114V113L97 114V112H100V114H101V111L104 112V110L109 107V106L106 107L105 101H107L108 99H106L107 98L106 96H104ZM30 98H29V100H30ZM69 98H70V96H69ZM86 98H88V99H86ZM98 98L99 97H97V101H98ZM72 99H68V100L70 101ZM84 99L83 100L81 99L82 101L79 100V101H81L80 103L84 102ZM91 99L93 100L94 98H90L89 101H91ZM110 99L111 98L109 96V100ZM63 100H66V99H63ZM111 100H113V99H111ZM25 101H27V100H25ZM69 101H68V103L71 104L72 102H69ZM89 101L86 102V106L89 104ZM12 102H13V100H12ZM33 102H32L33 105L31 104V106H33V107L35 106V108H36V106L39 105V103L37 102V99L35 101V102H37L36 105H34ZM65 102L66 101H64V104L66 105ZM76 102H74L72 104H76ZM21 103L19 105H22ZM84 103H82L83 106L80 107L81 109L80 108H77V109H80V110H82V108H83V110H84V108H86V109L88 108L89 109V105H88V107H84L85 106ZM110 103H114V101H110ZM9 104H7V105H9ZM12 104H13V106H12ZM27 104L28 103H26L25 106ZM19 105H18V107H19ZM42 105H43V103H42ZM78 105H81V104H78ZM62 106H63V104H62ZM71 106L73 107V105H71ZM75 106L78 107L77 105H75ZM7 107H9V108H7ZM40 107L41 106H39L38 108H40ZM67 107H68V105H67ZM76 107H74V109ZM92 107L93 106H91V108ZM5 108H7V109H5ZM23 108H24V104L21 107V110ZM26 108L31 109L30 107H26ZM38 108H36V109H38ZM52 109L49 112L52 113L53 112ZM64 109L66 111V108H64ZM108 109H106V110H108ZM24 110H25V108H24ZM31 110H29L30 111V115H31ZM33 110H32V116L37 114V113L33 114ZM42 110H44L43 112L45 113L46 109L42 108ZM71 110H73V109H71ZM26 111L27 110H25L24 112H26ZM21 112H23V111H21ZM106 112L107 111H105V114H106ZM54 113L57 116V113L56 112H54ZM68 113H69V110H68ZM22 114L24 115L25 113H22ZM38 114H39V117L42 116V115H40L41 113H38ZM62 114H61V116L64 115V117H65V113L63 115ZM102 114L104 115V113H102ZM12 115L11 116L9 115L10 119L11 118L14 119L15 115L13 117H12ZM26 115H27V113H26ZM30 115H29V117H30ZM66 115H67V113H66ZM103 115H100V116H103ZM20 116L21 115H18V118L21 119ZM61 116H58V117H61ZM16 117H17V115H16ZM25 117H28V115L25 116ZM46 117H44V118H46ZM64 117H62V118H64ZM7 118L8 117H6V119ZM4 140H5V138H4ZM138 152L139 151H137V153ZM137 153H134V154H131V155L125 153L124 154V156H126L125 158H124V156L119 157L121 159L120 160L116 159V160H119L120 162L117 161L118 164H116V160H115L113 162V164L115 163L114 165L111 164V165L107 166L108 169H109V167L111 168V166L113 167V166L116 165L115 167L112 168V171H115V169H117V172H118V168L117 167L120 164V168H121V166L123 167V168H121V171L123 169L122 173L125 170H127V172L123 173L124 175L127 176V173H128V175L133 174L134 172H132V171H133L134 167L131 166V169H132L131 170L130 169V165H131L130 163L134 159L133 161H135L137 163L140 161L139 164H141V163L145 164V161L149 162L146 165H149L148 168L150 170H148V173L150 174V172L151 173L154 172V170H155V169L153 170L154 166L155 167L157 166L156 167V169H157L158 168V164L160 166L164 162H165V164H167V162H168L169 164L167 166L164 164L166 166L164 169H163L164 166L161 167L162 170L159 169L160 168L159 167L158 168L159 170H157V172L159 171V173L156 172V173L152 174L153 177L152 178L149 177L148 179L151 180L150 183H152L153 185L155 183L158 185L159 182L163 181L161 185L163 186V184H164V185L168 186L169 188L167 190H170V191H173V189H172L173 186L175 187V184H173L175 181H172V184H171V181H170L171 175L175 171H177L179 166L181 168H179L178 169L179 171H177V172H183L184 173V174L182 173L183 176H181L184 180L186 179L184 177L185 174L189 175L188 172L190 170H188V165L187 164L189 163L190 157H188L189 159L185 158L186 160H184V163H183V161H181V160L178 161V159L176 158L177 156L170 155L168 153H167L168 154L167 155L166 152H163V153L158 152L159 154L157 152H152L151 154L150 153H146L144 155L141 152H139V153H141V155L137 154ZM153 153H157V154H153ZM128 156H129V158L132 157L131 158L132 160L129 159ZM171 156H173V157H171ZM174 156H175V158H174ZM166 157H168L170 160L172 159L173 162H176L175 165L179 164V166H176V168H175V165H174L173 166L174 170H173L172 164H174V163L172 161L170 162V160L168 158H166ZM164 158H165V161H163ZM195 158H192V160L195 159ZM200 158L198 157V159L196 158L197 161L194 160L193 162H190V163L196 162V163H194V165L189 163L190 165H192V166L189 165V169H191V171H190L191 172V176L189 175L190 178L194 177V175L192 176V173L193 174L195 173L196 175H198L199 174L198 171L203 172V170L201 169V166H200V164L202 163V161L199 160ZM137 159H138V161H137ZM167 159H168V161H166ZM176 159H177V161H176ZM142 160H144V161H142ZM200 161H201V163H199ZM135 162H132V164L135 163ZM180 162L183 163L182 166H181ZM185 163H186V165H185ZM135 165H136V163H135ZM133 166H134V164H133ZM145 166L139 167L140 169L137 167L136 169H138L137 171H139L141 169H144ZM107 167H105L104 171H108L110 173L111 169H109V170L107 169L106 170ZM170 167H171V169H170ZM191 167L193 168V170H192ZM146 168H147V166H146ZM195 168H197V169L199 168L197 172H196L197 169L195 170ZM165 169H167V170H165ZM169 169H170V171H169ZM146 170H145L144 173H146ZM152 170H153V172H152ZM163 170H164V173H163ZM141 171H144V170H141ZM102 173L105 174V172H102ZM144 175H146V174H144ZM167 176H168V178H167ZM189 176H187V177H189ZM163 177H166V179H169V180H167L168 183H166L164 180H162V181L160 180L161 178L163 179ZM50 179H51V182H52V179H54V178H50ZM107 179L108 180L106 181V183L103 186L102 185L100 186L102 188L98 187L99 189L98 188H96V189H98L100 191V189L103 190V187H108L109 190L112 189L109 192L112 193V191H113V195H111L110 193L105 195V194H103V191H101L102 193L99 192V194H98L99 197H97V198L96 197H92L93 195L90 196L91 193L93 194V192H94L93 190H96L94 186H92L93 188H91V189H90V187H88L89 190L87 189L88 191L86 190V192H85V190H84L85 188L84 189L82 188V184L80 185L79 183H73L74 180L72 181L73 184H68V183L65 184L68 180L66 182L64 180H62V182L63 181L65 182L63 184V183H60L59 181H57L58 179H56L55 182H52L51 186L49 184V188L48 187L46 188L45 187L46 185H42L43 183H41V182L38 185H34L35 182L39 181L38 177H35V176H32V175H27L21 181H18L16 183H14V185L11 188H9L7 196H5L4 198H0V204L5 203V204L8 205V202H11V203L13 202V203H16V207H13V208L17 209V207L19 208V206H17V205L19 203L22 204V202H20V201L23 200V204L25 203V205H24V209H23V206H22L20 208V210H18L19 212L17 211V214L15 216L16 219L14 220L13 224L11 225V227L0 231V264H142L143 261L144 262L146 261L145 262L146 264H153V262H155L154 264H170V263L171 264H176L174 262L175 261L177 262L179 260H183V261L185 260V261H187L186 263L182 261L184 264H190V263H193L195 259H198V257L200 258V257L203 256L204 252L202 254V250H203V247H202L203 244L202 243H203V241H202L201 230L200 229H195V228H192V227H188V228L185 227L183 229L182 228L179 229L178 227L174 228V225H172L170 223V222H172L171 221L172 219H171L170 215L168 214L167 210H169L168 209L169 206H171V208H172V206H174L175 204L172 205L174 201L172 202V201L167 200L165 198H164L165 200H163V197L162 198L159 197V196H161L160 195V193H161L160 191L163 190L162 193L164 191H166L165 190L166 188L164 186L162 187L159 184V187L157 185H155V187L153 186L154 187L153 188L152 184H151V187H150V186H148V185H150L148 179H144L145 181H143V184H140V180L137 179V181H139L140 185H138V182L135 180L136 178L130 179V180H128V182H125V183L124 182H122V183L121 182L120 183H118V182L115 183L114 182L113 183V181L109 177ZM142 180L143 179H141V182H142ZM158 180H160V181H158ZM134 182H135V184H134ZM169 183L171 185H173V186H170ZM133 185H136V186L134 187ZM47 186H48V184H47ZM137 186L138 187L140 186V187L138 188ZM142 186H144L143 189H141ZM110 187H111V189H110ZM146 187L147 188H151V189H144ZM160 187H161V189H160ZM163 188H165V189H163ZM176 188L177 187H175L174 190H176ZM82 190H84V192ZM98 190H96L97 193H98ZM81 191H82V193H81ZM76 194H78V195H76ZM101 194H102V196H101ZM109 194H110V197H108ZM18 201H19V203H17ZM168 201H169V203H168ZM13 205L14 204H12V206ZM176 205H177V203H176ZM26 206L28 207V209L26 208ZM150 207H151L152 210L150 209ZM13 211L16 212V210H13ZM201 247H202V250H201ZM183 249H185L186 251L183 250ZM153 252H155V253H153ZM155 259H157V260H155ZM168 259H170V260H168ZM147 260H149V261H147ZM153 260H155V261H153Z\"/></svg>",
    "mask_w": 264,
    "mask_h": 264
}]
</instances>
